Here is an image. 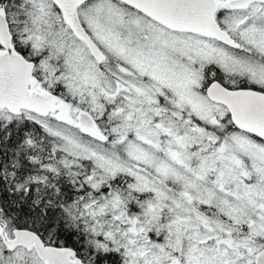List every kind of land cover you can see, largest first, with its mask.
Here are the masks:
<instances>
[{
	"label": "snow or ice",
	"instance_id": "snow-or-ice-1",
	"mask_svg": "<svg viewBox=\"0 0 264 264\" xmlns=\"http://www.w3.org/2000/svg\"><path fill=\"white\" fill-rule=\"evenodd\" d=\"M0 264H264V0H0Z\"/></svg>",
	"mask_w": 264,
	"mask_h": 264
}]
</instances>
